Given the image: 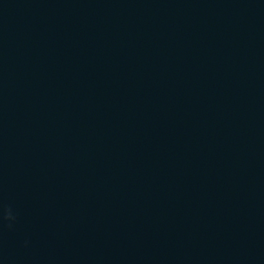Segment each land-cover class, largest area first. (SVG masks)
Listing matches in <instances>:
<instances>
[{
    "label": "water",
    "instance_id": "1",
    "mask_svg": "<svg viewBox=\"0 0 264 264\" xmlns=\"http://www.w3.org/2000/svg\"><path fill=\"white\" fill-rule=\"evenodd\" d=\"M0 264H264V0H0Z\"/></svg>",
    "mask_w": 264,
    "mask_h": 264
}]
</instances>
